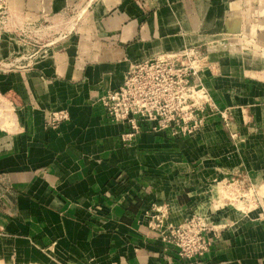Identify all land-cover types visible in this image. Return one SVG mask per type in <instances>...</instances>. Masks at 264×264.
Listing matches in <instances>:
<instances>
[{
	"label": "crops",
	"instance_id": "crops-1",
	"mask_svg": "<svg viewBox=\"0 0 264 264\" xmlns=\"http://www.w3.org/2000/svg\"><path fill=\"white\" fill-rule=\"evenodd\" d=\"M34 26L32 55L18 31ZM244 38L259 51H233ZM184 46L217 63L203 81L232 107L242 143L231 148L212 115L191 136L122 145L99 98L131 62ZM263 51L264 0H0V253L12 264H183L148 227L158 203L173 223L221 220L201 264H264V201L222 206L219 188L234 177L264 194ZM57 110L68 118L52 127Z\"/></svg>",
	"mask_w": 264,
	"mask_h": 264
},
{
	"label": "built area",
	"instance_id": "built-area-1",
	"mask_svg": "<svg viewBox=\"0 0 264 264\" xmlns=\"http://www.w3.org/2000/svg\"><path fill=\"white\" fill-rule=\"evenodd\" d=\"M42 31L40 26L32 27L30 36L31 31L27 34L24 30L18 31V39L23 44L24 38L30 39L25 44L33 50L32 55L39 51L34 48L41 43ZM209 65L208 56L194 46L131 62L122 82L99 98L108 118L123 127L119 134L121 144L132 143L140 133L188 137L199 131L212 115L223 116L222 109L211 102L203 81ZM6 67V62L0 60V68ZM67 115L65 110L53 111L51 126L67 119ZM219 188L222 206L233 205L243 211L249 203L261 206L264 201V194L243 179L230 178L222 181ZM144 214L149 229L173 249L176 259L183 264H201L223 225L214 214L198 213L180 223L170 222L168 207L158 203H151Z\"/></svg>",
	"mask_w": 264,
	"mask_h": 264
},
{
	"label": "rangeland",
	"instance_id": "rangeland-1",
	"mask_svg": "<svg viewBox=\"0 0 264 264\" xmlns=\"http://www.w3.org/2000/svg\"><path fill=\"white\" fill-rule=\"evenodd\" d=\"M243 46H246L247 48L249 47V51H252V52L256 51V50H258L260 48L259 46L256 45V47H258V49L255 50V46H251L250 45L249 39L244 38L239 45H236V47H232V50L233 51H239L238 53H241V55H243V54L245 55L246 53L242 52ZM250 48H252V49H250ZM252 52H249V53H252ZM261 53H264V51L261 52ZM247 54H248V52H247ZM215 67H217V63H212L210 61L209 69H211V71H214ZM259 70L264 72V66H261V68ZM209 95H210L211 102L214 103L215 105H217V103H216V101L214 99L213 93L209 92ZM217 107H218V109H221V108H219L218 105H217ZM222 111L224 113L223 116H220V115L219 116L221 118L222 126H223V128L225 129V131H226V133L228 135L227 136L228 140L226 141V143H228L231 146V148L232 147H237V145L242 143V141H241V139L239 137V133L236 132V131H233V129L231 127V124H232V107L222 108ZM215 115L216 114H214V116ZM251 207H253V208H258L259 207L260 208L261 206L258 203H255V204L252 203ZM0 264H12V255L0 253Z\"/></svg>",
	"mask_w": 264,
	"mask_h": 264
}]
</instances>
